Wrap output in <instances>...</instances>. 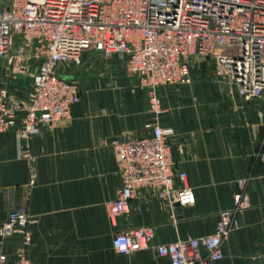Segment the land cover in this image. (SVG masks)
<instances>
[{
  "label": "crops",
  "instance_id": "0c3cea01",
  "mask_svg": "<svg viewBox=\"0 0 264 264\" xmlns=\"http://www.w3.org/2000/svg\"><path fill=\"white\" fill-rule=\"evenodd\" d=\"M125 64V55L104 62L86 53L82 66L60 68L79 83L80 102L70 119L29 140L30 157L20 154L15 130L0 133V227L11 210L29 208L28 255L35 264H169L153 249L120 255L113 238L143 226L154 227L155 243L210 235L219 214L233 209L243 192L249 207L235 215L225 256L212 264H264V163L258 156L264 151V97L236 96L211 62L196 58L190 83L161 89L164 112L156 117ZM27 77L10 75L0 59V86L10 94L28 96ZM147 122L175 131L171 156L176 170L186 173L176 186L190 187L196 196L189 217L177 206L148 200L146 190L126 213H107L121 187L109 142L145 136ZM20 244L19 236L3 238L0 255L14 259Z\"/></svg>",
  "mask_w": 264,
  "mask_h": 264
},
{
  "label": "built area",
  "instance_id": "2783aa9c",
  "mask_svg": "<svg viewBox=\"0 0 264 264\" xmlns=\"http://www.w3.org/2000/svg\"><path fill=\"white\" fill-rule=\"evenodd\" d=\"M105 60L126 56V73L137 80L149 111L163 112L161 89L190 83L192 61L211 62L215 76L244 100L264 97V0H0V59L10 75L31 78L28 96L0 86V133L15 130L20 154L30 157L29 140L55 130L80 102V85L60 67H80L84 55ZM141 137L110 140L121 187L107 203L111 217L128 211L146 190L148 200L175 207L194 205L190 187H177L186 173L176 170L170 139L175 131L153 122ZM264 163V151L259 155ZM245 182H240L243 190ZM249 207L238 193L231 210L219 214L214 232L174 243H155V229L143 226L117 233L113 248L120 255L153 249L169 264H212L221 261L234 217ZM28 207L9 212L0 227L2 238L19 236L14 259L5 253L0 264H35L29 257L33 233Z\"/></svg>",
  "mask_w": 264,
  "mask_h": 264
},
{
  "label": "rangeland",
  "instance_id": "374dc122",
  "mask_svg": "<svg viewBox=\"0 0 264 264\" xmlns=\"http://www.w3.org/2000/svg\"><path fill=\"white\" fill-rule=\"evenodd\" d=\"M90 54H92L94 57H96V58H101L104 62H105V59H103L100 55H96L95 53H90ZM61 69H63V67L61 66L60 67ZM16 75H18V74H16ZM25 82H26V84L28 85V87L30 88L31 87V78L30 77H27V79H25ZM147 105H148V103H147ZM148 111H149V106H148ZM150 112V111H149ZM163 112H164V108H163ZM163 112L162 113H153V112H150V113H152L154 116H156V117H159L160 115H162L163 114ZM106 210H107V204H106ZM107 213H108V210H107ZM108 215L110 216V214L108 213ZM111 217V216H110ZM111 218H115V217H111Z\"/></svg>",
  "mask_w": 264,
  "mask_h": 264
},
{
  "label": "water",
  "instance_id": "95a60500",
  "mask_svg": "<svg viewBox=\"0 0 264 264\" xmlns=\"http://www.w3.org/2000/svg\"><path fill=\"white\" fill-rule=\"evenodd\" d=\"M177 207H179V210L180 211H183L184 212V215L186 216V217H189V216H191V214H192V212H193V209L191 208V207H187V208H181L180 206H179V204H177L176 205ZM2 236L0 235V242L2 241Z\"/></svg>",
  "mask_w": 264,
  "mask_h": 264
}]
</instances>
